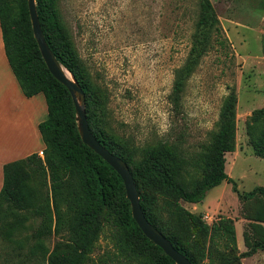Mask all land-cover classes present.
<instances>
[{
    "label": "trees",
    "instance_id": "trees-1",
    "mask_svg": "<svg viewBox=\"0 0 264 264\" xmlns=\"http://www.w3.org/2000/svg\"><path fill=\"white\" fill-rule=\"evenodd\" d=\"M36 3L51 51L85 92L93 135L130 167L148 221L192 264H205L212 253L211 228L202 216L181 203L200 204L209 191L226 181L233 184L245 218L253 221L244 232L249 249L245 255L264 251V186L241 193L226 173V154L234 152L236 146V88L232 87L225 98L218 132L203 151L187 156L179 143L166 142L156 154L138 161L136 150L126 146L108 126L105 99L68 35L58 0ZM0 25L9 65L24 95L43 94L48 106L47 120L39 125L45 144L42 155L36 153L7 163L3 169L0 252L5 264H86L104 229L105 215L115 204L123 208L125 215L118 224V248L129 263L145 258L151 264H176L138 227L121 177L83 143L72 97L49 72L34 37L28 0H0ZM220 33L212 2L201 0L190 54L175 73L171 100L177 111L188 80L214 42H220L213 38ZM263 113L252 118L248 135L255 155L264 159V125L258 134ZM102 169L113 175L112 182L105 178ZM227 230L236 245L235 227L227 226ZM53 237L60 240L51 248L49 241ZM238 259L233 257L225 264H234Z\"/></svg>",
    "mask_w": 264,
    "mask_h": 264
},
{
    "label": "rangeland",
    "instance_id": "rangeland-1",
    "mask_svg": "<svg viewBox=\"0 0 264 264\" xmlns=\"http://www.w3.org/2000/svg\"><path fill=\"white\" fill-rule=\"evenodd\" d=\"M201 0H58L61 20L106 103L110 130L140 161L166 142L194 156L218 132L225 98L236 88L235 151L226 154V173L241 193L264 186V159L253 151L248 125L264 112V0H210L221 33L188 80L177 111L171 100L175 73L190 54ZM258 134L264 125L261 115ZM112 182L113 175L102 169ZM190 179L189 177L187 178ZM114 184V182H113ZM127 198V197H126ZM233 184L223 182L196 205L182 202L210 226L211 257L205 264H264L252 256L244 232L247 220ZM132 211V207H131ZM104 229L86 264H131L120 254L117 236L123 208L105 215ZM39 221L36 222V225ZM264 226V223L262 224ZM227 226H234L233 245ZM215 228H219L217 231ZM59 238H52V246ZM0 252V264H5ZM134 264H151L145 258Z\"/></svg>",
    "mask_w": 264,
    "mask_h": 264
},
{
    "label": "water",
    "instance_id": "water-1",
    "mask_svg": "<svg viewBox=\"0 0 264 264\" xmlns=\"http://www.w3.org/2000/svg\"><path fill=\"white\" fill-rule=\"evenodd\" d=\"M28 8L34 37L39 46L41 55L51 75L61 83L70 93L75 109L78 130L81 139L87 147L99 155L110 165L124 182L126 195L132 207V216L143 234L160 247L164 253L176 264H192L185 255L180 253L172 243L146 218L138 193L137 185L128 164L120 157L111 153L93 135L86 113V95L75 77L59 63L51 51L40 23L36 0H28Z\"/></svg>",
    "mask_w": 264,
    "mask_h": 264
},
{
    "label": "crops",
    "instance_id": "crops-1",
    "mask_svg": "<svg viewBox=\"0 0 264 264\" xmlns=\"http://www.w3.org/2000/svg\"><path fill=\"white\" fill-rule=\"evenodd\" d=\"M43 94L26 97L9 65L0 25V191L7 163L42 155L45 144L39 125L47 120Z\"/></svg>",
    "mask_w": 264,
    "mask_h": 264
}]
</instances>
